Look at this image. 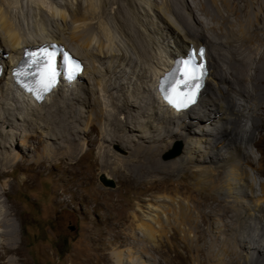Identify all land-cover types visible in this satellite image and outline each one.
Listing matches in <instances>:
<instances>
[{"label": "rangeland", "instance_id": "rangeland-1", "mask_svg": "<svg viewBox=\"0 0 264 264\" xmlns=\"http://www.w3.org/2000/svg\"><path fill=\"white\" fill-rule=\"evenodd\" d=\"M57 1L61 4L67 3L69 7H76L80 2V0ZM92 1L94 6L99 5L100 0ZM137 1L145 5V12L143 8H140L137 10L136 14L137 20L140 22L138 23V26L146 35V40H149L150 44H153L150 37L156 39V37L158 38L161 35L167 36V33L170 32L169 29L166 28L168 23L166 24L164 18L157 14L158 9L165 11L161 8V0H157L156 6L151 5L152 0ZM170 1L174 5L176 4L175 0ZM83 2L84 0H81V3ZM217 4L222 9L220 0H217ZM81 5H86V1ZM117 5L118 4L113 0H109V11L114 13ZM36 7L37 6L33 1L18 0L17 3L11 5L8 16L11 21L22 30V32H31L30 34H35L37 32L39 33V31L40 33L43 31L46 35L48 33L57 35V39L60 41L62 40V42H56L63 45L73 54L84 57L83 60H85V63L89 66L90 70L84 74L85 64L81 60L83 67L79 73L80 76L78 75L76 77V81L81 75L83 76L84 74V76L83 78H79L81 84L77 89V93L69 94V97L78 96L83 99L85 93L81 88L84 84L85 86L93 84L95 88L97 87V95L99 93L98 96L100 97V101L96 104H91V106H78L77 103H74L75 99L67 98L68 102L70 101L73 103L64 107V99L60 101V96L57 95L55 96V98L57 97V99L54 100L55 102L53 101L49 106L47 105L48 107L46 106V110H49V112L51 111L52 113L49 114L48 117H46L47 115L45 113V119L52 120V118L56 116L59 121L66 122V119L68 121L73 119L71 116L72 112H75L76 115H79L81 112L85 117L82 116L80 121H75V129H78V133L85 136L88 134L89 137L93 138L95 135L98 136V132L100 134V127H108L106 123H104V119L95 121L93 119L87 120L86 118V115H89L94 111L93 107L96 109L99 106L101 107V110H104L103 113L105 116L111 115L112 117L115 113L117 118L119 117L124 123V128L128 133H135L134 142L136 145H149L144 141L145 137L143 135L145 134L141 133L143 132L140 127L142 125L139 126L136 122L132 123L130 121L126 123L125 119L121 118L123 116H121L120 113L118 114L115 109H112V106L107 103V101L104 102L105 98L100 94V88L102 85L97 83V81L101 82L103 80L104 82L110 77V75H112V73L104 67L113 59L102 58L101 61H105V64L103 65L98 60L95 62L92 61L90 56L85 54L84 48L75 40L70 39L69 30L66 29V25H64V22L59 17H55L51 14L48 6H43L45 7V10ZM165 15L169 22L172 23L171 26L174 29L177 28L179 33H183V31L186 30L187 25H185L186 23H184L180 17H176L173 13L167 10ZM97 19L100 21V15L97 16ZM108 19V22L104 21L106 26L114 28V21L112 20L111 14ZM143 23H153V25L157 26L156 33H150L147 29L145 30ZM103 24L104 23H102V26ZM97 25L98 24H95V27ZM192 29L195 30L196 28ZM193 30L192 33L196 34L197 29L196 31ZM204 32L206 34L203 33V35L205 34L204 36H207L209 39L212 32ZM115 35L117 45H121L120 47L129 53L128 48L125 46L124 39L118 35V32H116ZM189 39H192V37L187 38V40ZM203 42L205 43L203 45H205L206 50L208 48L209 52L212 53L213 49L208 40L203 38ZM190 44L196 47L194 43ZM0 45V54H2V51H5L0 57L7 60L6 63L0 60V64L3 67V70H6L10 56L9 53L6 52L7 49L4 50L6 45L1 34ZM175 53L177 52L175 51ZM110 55L113 56V54ZM114 55L117 56V61H136L134 58L131 59V56H123L122 53H114ZM137 55L140 56V54ZM114 64H116V62H114ZM123 65L121 68L125 71V75H123V72H118L115 76H119L121 81H127L129 78L131 80V85H129L130 87L126 84L125 86L121 84L118 86L116 83L117 87H114L113 89L111 88V93L114 92L117 94L118 91L119 93L126 95L130 94L132 91V85L134 86L139 78L136 75V73L141 72L139 67L135 68L136 73L133 77H129L131 76L129 71H131L133 66L130 67L124 65L123 67ZM209 66H211L212 70L213 67L210 63ZM94 67L103 69L104 71L101 72V70H99L101 74L94 76V74H92ZM126 71H128L127 73L130 75H128ZM112 82L114 83V80H112ZM113 83L112 85L115 84ZM206 83L209 88L213 87L215 90L217 85H220V81L218 80L209 79V81L206 80ZM6 84L7 77L5 75V78L0 81V85L4 89L6 88ZM221 85H223L222 81ZM149 87L152 91L151 95H154L152 85H149ZM75 88L74 85L73 89ZM55 89L57 90V88ZM203 92L204 91H202L199 97V102L201 100V103L204 105L210 101L211 94H204ZM10 94L11 93H9V97L13 96ZM144 95L147 101H150L153 96L150 95L147 97L145 93ZM9 97L5 98L0 96V101L2 102H0L1 108L13 112L14 110H12L11 107L13 108L14 105L17 104L23 112H27L31 123L34 121L33 118L41 123V127H39L38 130H41L44 133H50L52 136L64 134L54 125H45V120L38 114V116L32 115L31 112L33 111V108L28 109V107L26 108V106L20 104V102L15 101L14 97L13 100L9 99ZM131 102L134 101L132 100ZM58 103L62 106L61 111H58L57 109L59 105ZM150 105L151 104H149V106ZM241 107L243 108L244 106ZM133 108V112L137 113L138 109H136V106H133ZM156 108L158 109L155 101L153 109L157 110ZM254 108L256 113L258 112L257 115L260 116L261 126L255 130V138L247 143V148L245 150L249 155L248 161L241 156L238 159L237 165L242 162L243 167L248 172L249 180L253 183V193L255 195H260L262 193L261 182L264 181V103H260L259 106H255ZM82 109L84 111H82ZM252 110L253 109H249V107L245 106L243 110L244 114L240 115L238 118L237 129L242 133H245L252 123V114H255V112L252 113ZM147 111L153 112L149 109ZM14 112L13 115H10V122L16 123L20 128V135L13 145L17 147L18 151L22 134L32 129L25 128L23 125L24 121L14 115L17 114L16 110ZM160 112L161 111L158 109L157 113ZM192 115H194V113H192ZM175 117L176 118H173V120L177 123L182 119L178 118L181 116L175 115ZM140 118L143 119V121L145 120V122L146 120L147 122L150 120V122L146 123H150L153 126L157 123V120L153 121L152 117L148 118L146 115ZM35 121L33 123H36ZM211 121H213V123L208 126L206 125V128H208L209 131H213L214 126H217L218 128L219 126H222V120L218 117H213ZM27 123L28 122L26 121L25 124ZM36 125L38 126L37 123ZM48 126L54 127L53 133ZM83 127L89 128L90 132L84 131ZM132 127H138V129H140L138 130ZM197 128L198 126L193 124V126H190L189 128L176 127L175 130H180L187 134L188 131H192L193 134L191 133L189 135H194ZM4 129L12 130V127L5 124ZM31 132L34 136L31 137L29 143L32 147H35V149L27 148L25 155L21 153L20 150L19 153L17 152L20 157H23L22 161L26 164L25 168L22 169L19 166L7 165L6 171L8 170V173H0V181L7 183L8 185L10 183V186L12 185V187L8 189V191H11V193L8 194L10 198L9 202L14 203L17 206L15 218L18 223V234L21 235L23 239L22 246L24 254L27 257V264H116L111 256V251L116 250H123L125 254H128L127 252H129V257L127 259H130V261L125 260L123 264H141L142 261L143 263L146 261L145 263L147 264H259V262L251 259L248 260V262H246L245 259L239 260L238 254L244 252L243 247L237 246V248H232L229 246L233 243L238 244L237 239L240 240L241 237H239V234L241 233L240 231L243 230L254 232V238H257L258 236L255 234L257 233L256 231H259L260 227L256 216H248L245 210L239 205L242 199L240 198V192H237L236 189L233 191L234 195L239 196V199H235L231 194L225 191L224 184L226 176L224 171L219 169H217L218 172L217 170L209 173L201 171L199 176L197 175V178L193 179L192 176H190V171H185L184 168H178L174 171H161L158 167L161 162L176 158L165 159L164 156L169 150L173 149L178 142L181 143L182 153L185 143V138L183 136L181 139L178 136L176 138V134L173 135V133L171 136L169 135L167 137L169 143L166 142V140L158 142L160 152L158 153V157L152 155V168L149 171L143 173L141 171L137 173V167L135 166L147 162V155L145 153L140 154V156L138 155V157H133L134 159L132 163L134 169H136L134 172L136 177L132 178L131 182L124 183L123 180L116 178L109 173V168H95V154L99 150V144L101 143L100 138L92 144H88L87 141L85 142V148L89 150L84 153L80 157L79 162L72 167L68 157L62 154V151L68 149V143L66 141L61 142L60 138L57 142H55L56 139L54 138L42 140V137H40V131ZM157 132L163 133V131ZM68 133L70 132L65 134ZM205 137L210 138V135H205ZM227 137L228 136L225 135L224 139H222L227 142L229 141ZM257 141H259V143ZM2 144H9V142L4 139ZM46 144L49 145L50 149L54 150L51 152V159H56L57 162H48V159L41 158L36 161L38 167L34 164L27 166L29 161L37 159ZM104 144L108 145L112 151L123 157L131 156L133 150V148H131L132 146H122L120 142L116 141V138H114L113 142L108 140L104 141ZM212 145L213 144H210L209 142L202 141L200 144L201 148L194 149L197 151L193 153L195 160L190 164L192 168L205 165L202 163L201 159L206 156L208 153H206V151L208 150L214 152L209 155L210 157H215L217 152L223 155L222 158L220 157L219 159L228 160L234 142L232 144H227L226 147H220L218 144H215L217 146ZM13 146L7 147L6 149H10L8 151H11L14 148ZM85 148L83 150H85ZM237 150L238 149L236 148L233 152H236ZM79 154H81V151L78 152V155ZM208 160L210 161V158H208ZM41 163H43V165L40 166ZM206 165L208 164L206 163ZM206 165L201 166L203 168L202 170H206ZM0 166L2 168L6 167L2 165V162H0ZM184 173L185 175H183ZM102 174L113 179L115 186L112 187L104 184L100 178V175ZM26 177L29 178L27 181L25 180ZM193 182H196L197 185L195 184V186H193ZM105 192H110V199L102 197ZM245 203L250 202L248 201ZM232 204H235V207ZM238 214L241 215L239 227L237 229L234 227H231L232 229L230 227L228 228V226H230V220L236 221L239 216ZM146 215H149L150 218ZM152 217L155 218L152 219ZM144 221L149 223V226H152L150 227L152 230H150L149 233H153L154 231L153 236H151V234L144 236L141 230L136 227V225L138 226L137 222ZM134 228L135 231H138L135 232V237L137 236L138 241L129 243L132 239L131 237H133ZM262 231H264V227L261 229V232ZM234 232L236 235L233 240ZM248 240H250V238H248ZM135 243L137 246L134 245ZM145 244L148 249L143 251L141 247L143 245L145 246ZM218 252L221 254V257L214 258V254ZM132 256H138L137 258L135 257L136 261H132Z\"/></svg>", "mask_w": 264, "mask_h": 264}, {"label": "bare ground", "instance_id": "bare-ground-1", "mask_svg": "<svg viewBox=\"0 0 264 264\" xmlns=\"http://www.w3.org/2000/svg\"><path fill=\"white\" fill-rule=\"evenodd\" d=\"M30 1H33V3H35L36 6L42 10H45V7L43 6H48L51 14L55 17H59L64 22L66 29L69 30L70 39L75 40L81 47H83L85 54L90 56L92 61L95 62L98 60L103 65L105 64V61H101L102 58L113 59L107 66L104 67L105 69H108L112 75H110V77L104 82L103 80L101 82L97 81V83L102 85L100 88V94L104 96V102L107 101V103L112 106V109H115L118 114L120 113L121 116H123L121 118H124L126 123L130 121L132 123L136 122L139 126L142 125L140 126L143 131L141 133L145 134L143 135L145 137L144 141H146L149 145H136L134 142L135 133H128V131L124 128V123L119 117L117 118L115 113H111L113 114L112 117L111 115H109L110 117L108 115V117L105 116L103 113L104 110H101V107L98 106L99 104L96 105L98 108L95 109L93 107L94 111H92L89 115H86V118L87 120L93 119L95 121L104 119V123H106L108 127H100V134L98 132V136L95 135L93 138L89 137L88 134H86V136L80 134L78 133V129H75V121H80V118L84 116L81 112L79 115H76L75 112L71 111L73 119L69 121L66 119V122L59 121L56 116L52 118V120L45 119L52 113L51 111L49 112V110H46V106H49L51 102L57 99V97L55 98L57 95L60 96V101L64 99V107L73 103L70 101L68 102L67 98L75 99L74 103H77L78 106H91V104L93 105L100 101V97L98 96L99 93L97 95V87L95 88L93 84L89 85L90 87L85 86V84L82 85L81 89L85 93L83 99L78 96L69 97V94L77 93V89L81 84V82H79V78H83L84 74L90 70V68L86 65L85 60H83V56L74 54L85 64L83 76L81 75V77H78V82L76 81V78L71 80L66 78L59 80L52 87V89L44 95V98L41 101L36 100L32 96L31 92L26 91L15 81L14 70L17 67V63L27 47L38 45H41L39 47H45L47 46V42H62V40H58L57 35L52 33H48L46 35L43 31V34L42 32L40 33V31L35 34H30L31 32H22V30L17 27L8 16L11 5L17 3L18 0H0V34L2 35L3 41L6 45L4 50L7 49L6 52L9 53L10 56V60L8 59V67H6V70H2L0 75V81L5 78V75L7 77L6 88L3 89L0 85V96L8 98L9 93H11L13 96H10L9 99L13 100L14 97L15 101L20 102V104L26 106V108H33V111L31 112L32 115L38 114L45 120V125H54L62 131V133H64L52 136L50 133H44L41 130H38V128L41 127V123H39L35 118L33 119L34 121L36 120L35 122L38 126L36 123H33L34 121L31 123L27 112H23L22 109H20V106L15 104L13 108L11 107L12 110H16L17 114L14 115L24 121L23 125L25 128L32 129L22 134L19 142L20 147L17 151V147L13 145L20 135V128L16 123L10 122V115H13L15 112L1 108L0 105V162H2L3 166H6L4 168L0 166V173H8V170L6 171L7 165L19 166L22 169L25 168L26 164L22 161L23 157H20L17 152L19 153L20 150V152L25 155L27 148L35 149V147H32L29 143L31 137L34 136L31 131H40V137H42V140L54 138L56 139L55 142H57L60 138L61 142L66 141L68 143V149L62 151V154L68 157L72 167L75 166L79 162L80 157L89 150L85 148V142L87 141L88 144H92L100 138L101 143L99 144V150L95 154V168H109V173L114 175L116 178L123 180L124 183H128L132 181V178L136 177L134 173L136 169H134L132 163L135 157L145 153L147 155V162L140 163L135 166L137 167V173L141 171L142 173L149 171L152 168V155L154 157H158V153L160 152L158 142L166 140V142L169 143L167 137L169 135L171 136L173 133V135L176 134V138L178 136L181 139L183 136L185 138V143L182 153L180 152L178 154L179 156H175L176 158L173 157L174 159L170 158L171 160L169 161L161 162L158 167L161 171H174L178 168H184L185 171H190V176H192L193 179L197 178V175L199 176L201 171L207 173L217 169L224 171L226 176L224 184L225 191L231 194V196L235 199H239V196L234 195L233 191L236 189L237 192H240V198L242 199L239 205L245 210L248 216H256L260 227L259 231H256L257 233L255 234L258 236V240L257 238H254V232L243 230L240 231L241 233L239 234V237H241L240 240L237 239L238 244L233 243L229 246L232 248H237V246L243 247L244 252L242 254H238L239 260L245 259V261L248 262V260L251 259L259 262V264H264V231L261 232V229L264 227V181L261 182L262 193L260 195H255L253 193V183L248 178V172L243 167L242 162L237 165L238 159L241 156H243V159L248 161L249 155L245 150L247 148V143L255 138V130L261 126L260 116L257 115L258 112L256 113L254 107L259 106L260 103H264V0H220L222 9L218 6L217 0H175V5L170 0H161V8L165 11H161L157 8V14L164 18L166 24L168 23L166 28H168L170 32L167 33V36L161 35L158 38L156 37V39L150 37L153 44H150L149 40H146V35L138 26V23L140 22L137 20L136 12L140 8H143L145 12V5L137 0H113L118 4L114 13L109 11V0H100L99 5L97 6H94L92 0H84V2L86 1V5H81L84 2L81 3L80 0L76 7H69L67 3L61 4L57 0ZM151 5L156 6L157 0H152ZM166 10L173 13L176 17H180L181 20L186 23L185 25H187V28L186 30L183 29V33H179L177 28L174 29L171 26L172 23L169 22L165 15ZM110 14L112 20L114 21V28L106 26L105 24V22H108L107 20H109L108 18ZM98 15L101 17L100 21L97 19ZM102 23H104L103 26ZM95 24L98 25L95 27ZM143 25L145 26V30L147 29L148 32L156 33L157 26L153 25V23H143ZM192 28H196L197 31ZM192 30L196 31V34H193ZM204 31L212 32L209 39L207 36H204L206 34ZM116 32H118V35L124 39L126 44L125 46L128 48L129 53H127L126 50H123L120 47L121 45H117L115 40ZM203 33L205 34L203 35ZM191 37L192 39L187 40V38ZM203 38L208 40L213 49L212 53L209 52L208 48L206 50L209 69L206 80H218L220 81V85L218 84L215 90L213 87L209 88L207 83H205L202 89V91H204L203 93L211 94V99L208 103L203 105L201 100L199 102L198 98L196 104L190 107L189 111L175 109L171 105H168L156 92V90H154V86L157 84V79L155 78L170 68L172 61L177 55L180 53H186L190 47H192L190 43H194L196 48L199 45L205 44L203 42ZM175 51L177 53H175ZM4 52L5 51H2V54L0 55H3ZM114 53H122L123 56H131V59L134 58L136 61H117V56L114 55ZM110 54H113V56ZM137 54H140V56ZM0 60L5 63L7 61L2 57H0ZM114 62H116V64H114ZM209 63L213 67L212 70ZM123 64L134 67L131 68V71L128 70L131 74L129 77H133L136 73L135 68L139 67L141 70L140 73H136L139 78L137 79L136 84L134 86L132 85V91L130 92L131 95L119 93L118 91L117 94L110 92L111 88L113 89L114 87H117L116 83L118 86L120 84L125 86L126 84L130 87L129 85H131V80L129 78L127 81H121L119 76H115L118 72H123V75H125V71L121 68ZM99 70H101V72L104 71L103 69L94 67L92 74H94V76L100 75L101 72ZM128 71H126V73ZM112 80H114L115 84ZM221 81L223 85H221ZM112 83L114 85H112ZM74 85L76 87L75 89H73ZM149 85H152L155 96L153 94V96L151 95L152 91ZM55 88H57V90ZM144 93L147 97L150 95L152 96L150 101L145 99ZM132 100L134 102H131ZM155 101L159 111H161L160 113H157V108V110L153 109ZM149 104L151 105L149 106ZM133 106H136V109H138L137 113L133 112ZM241 106L249 107V109H253L252 113L255 112V114H252V123L247 128L245 133H242L239 129H237L238 118L240 115L244 114V107L242 108ZM57 109L58 111H61L62 106L59 104ZM148 109L153 112H148ZM82 111L84 110L82 109ZM45 113L47 115L46 117ZM192 113H194V115H192ZM144 115L148 118L152 117L153 121L157 120V123L154 126L150 123L147 124L150 120L148 122L146 120V123L145 120L143 121V119L140 118ZM175 115L181 116L178 118H182L178 121V123L173 120V118H176ZM213 117L221 119L222 126L220 127L218 125L219 128L214 126V130L209 131V129L206 128V125L208 126L213 123V121H211ZM26 121L28 122L27 124H25ZM5 124L10 125L12 130L4 129ZM193 124L198 126L194 135H189L192 131H188L187 134L180 130H175L176 127L189 128L190 126H193ZM48 128L52 130V133L54 132V127L48 126ZM132 128L138 129V127ZM83 130L90 132V129L86 127H83ZM157 131H163V133ZM67 132L70 133L65 134ZM205 135H210V138L205 137ZM225 135L228 136L227 139L229 141L227 142L223 140ZM114 138H116V141L120 142V144L124 147L132 146L131 148H133V150L131 156H120L112 151L108 145L104 144V141L107 140L113 142ZM4 139H6L9 144L3 145L2 143ZM202 141L209 142L210 144H213L212 146L218 144L220 147H226L227 144H232L234 142L232 151L229 153V159H219L220 157L222 158L223 155L217 152L215 157L212 158L209 155L214 152H210L208 150L206 151V153L208 152L206 156L201 159L203 164H208L206 165V170H202L203 168L201 167L205 165L192 168L190 164L193 160H195L193 153L197 151L194 149H200ZM257 142L259 143V141ZM10 146H13V150L16 151H8L10 149L6 148ZM84 148L85 150H83ZM236 148L238 150L233 152ZM52 151L54 150L50 149L49 145H44L37 159L29 161L27 166L34 164L38 167L36 161L41 158L48 159V162H57L56 159H51ZM79 151H81V154L78 155ZM208 158H210V161ZM41 165H43V163H41L40 166ZM185 173L183 175H185ZM28 179V177L25 178L26 181ZM195 184L197 185L196 182H193V186H195ZM11 187L12 185L10 186V183L8 185L7 183L0 181V264H27V257L24 254L22 246L23 239L22 236L18 234V223L15 218L17 206L14 203L9 202L10 198L8 194L11 193V191H8V189ZM102 197L110 199V192H105ZM248 201L250 203H245ZM232 205L235 207V204ZM149 215L146 216L150 218ZM238 215L239 216L236 221L230 220V226H228V228L234 227L237 229L239 227L241 215ZM154 218L155 217H152V219ZM137 223L138 226L136 225V227L141 230L144 236L147 234H151V236H153L154 231L153 233H149V231L152 230L150 229L152 226H149V223L145 221ZM135 232L138 231H135L134 228V234L129 243L138 241L137 236L135 237ZM235 235L236 234L234 232L233 240L235 239ZM248 238H250V240H248ZM134 245H136V243ZM141 249L144 251L147 250L148 247L145 244V246L143 245ZM127 253L128 254H125L123 250H116L111 251V256L116 264H123L125 260L130 261V259H127L129 257V252ZM214 256V258L221 257V254L218 252L215 253ZM135 257L132 256V261L135 260ZM145 262L143 263L142 261V263H140L147 264Z\"/></svg>", "mask_w": 264, "mask_h": 264}, {"label": "snow or ice", "instance_id": "snow-or-ice-1", "mask_svg": "<svg viewBox=\"0 0 264 264\" xmlns=\"http://www.w3.org/2000/svg\"><path fill=\"white\" fill-rule=\"evenodd\" d=\"M30 57L22 63L20 69L14 72L17 77H39L37 81L40 91L47 92L56 82L57 70L55 65V53L48 52L46 49H41L39 53H27ZM197 55L203 57L204 49L199 52L194 49L188 56L187 60L179 61L182 68H177L174 74H179V80L171 81V93L167 97L169 103H172L177 108L187 107L190 103H195L196 91L199 88V79L203 75V63L197 64ZM65 64L71 62L72 66L68 69V79L74 78L75 73L80 69V65L76 61H72L71 57L65 54ZM35 68V72L29 71ZM172 74V75H174ZM196 82V83H194ZM186 89L187 91H183ZM39 98V97H38ZM187 101V103H185Z\"/></svg>", "mask_w": 264, "mask_h": 264}, {"label": "water", "instance_id": "water-1", "mask_svg": "<svg viewBox=\"0 0 264 264\" xmlns=\"http://www.w3.org/2000/svg\"><path fill=\"white\" fill-rule=\"evenodd\" d=\"M180 152H181V143L178 142V143L174 146L173 149L169 150V151L165 154L164 158H165V159L173 158V157L177 156ZM100 178H101V180L104 182V184H106V185H108V186H112V187L115 186V182H114V180L111 179V178L106 177L104 174L100 175Z\"/></svg>", "mask_w": 264, "mask_h": 264}, {"label": "flooded vegetation", "instance_id": "flooded-vegetation-1", "mask_svg": "<svg viewBox=\"0 0 264 264\" xmlns=\"http://www.w3.org/2000/svg\"><path fill=\"white\" fill-rule=\"evenodd\" d=\"M73 229H74V227H73Z\"/></svg>", "mask_w": 264, "mask_h": 264}]
</instances>
